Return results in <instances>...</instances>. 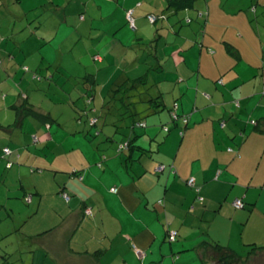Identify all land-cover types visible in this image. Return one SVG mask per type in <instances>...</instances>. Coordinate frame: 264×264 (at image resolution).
<instances>
[{"label": "crops", "instance_id": "1", "mask_svg": "<svg viewBox=\"0 0 264 264\" xmlns=\"http://www.w3.org/2000/svg\"><path fill=\"white\" fill-rule=\"evenodd\" d=\"M145 1L0 0V181L9 182L7 203L20 197L32 204L17 212L27 214L21 226L0 230V264H205L215 242L236 251L264 245V22H230L264 0H189L178 9L159 0L156 12L166 18L153 30L139 11ZM4 18L19 22L17 29ZM31 38L47 50L27 46ZM72 55L76 61L68 62ZM151 66L163 106L135 98L132 125L145 123L143 132L136 124V134L114 143V124L107 147L94 140L103 131L86 132L85 119L61 121L32 99L34 91L49 98L78 89L92 105L99 91L103 107L116 81ZM88 74L92 87L81 81ZM93 87L90 100L84 91ZM25 99L51 118L18 120ZM131 134L139 147L120 149ZM3 147L12 149L10 167ZM4 201L11 218L16 212ZM171 230L179 232L174 241Z\"/></svg>", "mask_w": 264, "mask_h": 264}, {"label": "rangeland", "instance_id": "2", "mask_svg": "<svg viewBox=\"0 0 264 264\" xmlns=\"http://www.w3.org/2000/svg\"><path fill=\"white\" fill-rule=\"evenodd\" d=\"M251 0H242L240 2H242V6H246L247 3H249ZM230 2V1H229ZM141 10L139 11H143L144 12V16H145V21L147 22V29L149 30H153L151 29L153 26L158 25L160 22H164V20H158L156 23H150V21L147 19V15L148 14H158L157 9L158 7L160 8L161 5L159 4V0H154V2H151L150 5V0H146L144 5L141 6ZM164 7H167V2H165ZM248 7V5H247ZM157 8V9H155ZM138 13H136L137 15ZM160 14V13H159ZM83 17V16H82ZM172 17V16H171ZM233 18V19H232ZM232 18L230 19V22H243V19L250 21V22H264V7L263 8H258L257 10L255 9L254 5H251L248 7V9L246 10L245 14L240 15L239 17L233 15ZM6 25L4 26H10L13 29H17V27L19 26V22L17 23H10L8 22V20H6L4 18ZM195 22V20H194ZM201 22H204V20H202ZM129 24V23H128ZM14 25H16L14 27ZM130 26V25H129ZM153 35V34H152ZM152 35L151 32L150 34H146V37L149 39H152ZM25 44V43H24ZM47 44H43L41 45V43H38L36 39H29L26 42L27 46H33V50L38 49L41 52H44L47 50ZM73 48L75 47V45H73ZM72 53V50H71ZM74 54V53H72ZM15 61V60H14ZM68 62H72V61H76V58L72 55L71 58L67 59ZM8 62V61H7ZM11 62H8L7 66H10ZM26 89V87L24 88ZM78 90V89H77ZM77 90H71V93L67 94L66 92L61 93L60 90L59 92H53L51 91L49 94V98L45 97V95H43V93L41 92H35L34 91V95L32 96L34 103L38 104L39 107H43L44 109H46L47 111H51L53 112L54 115H57V117L60 118V120L62 121H69V119L71 117H75V119L77 118V120H79L81 118L85 119L86 123H83L85 128H86V132H88L90 129H93L92 134L97 132L98 130L103 131V138L101 139V137L96 136L94 138V140H96V144H101L104 147H107L108 144H111V142H107L106 138L107 136H112L110 134L113 133L114 127H116V132L114 133V139L115 142H120L122 141L124 138L127 139L130 135V132L133 131L132 129V123H133V118L130 116H126L121 115L122 109H120L121 107H119L117 105V102H113L110 101L107 106L104 105L102 107V101H101V92L99 93V91H96V100L95 102L90 105H86L85 101H84V96H81V92H77ZM17 92V90H15ZM69 91V90H66ZM106 94H108V92H104ZM66 96L73 98L74 100L72 101L71 99H68ZM106 96V95H105ZM17 97H15L16 101ZM52 100L55 101H64V102H60V103H55ZM71 102V103H70ZM86 107V108H85ZM95 107L96 109H98V112H95ZM119 107V108H118ZM49 109V110H48ZM89 110V111H88ZM94 110V112H93ZM92 117L97 118L98 122L96 125H90L89 121L91 122L90 119H92ZM71 120V119H70ZM76 120V121H77ZM65 126H72L69 122L65 123ZM64 126V127H65ZM136 133L140 135V133L143 132V128L139 127V125H136ZM98 137V138H97ZM102 141V143H100ZM32 146V145H31ZM4 181V180H1ZM0 181V200L1 201H5L7 204V207L9 209L13 208L14 211L16 213H12L11 214V218L10 217H6L7 213L6 211L0 207V219H2L3 222L0 223L1 225V231L3 232L4 230H9V228L7 226H21V224L26 220V216L27 214L23 213V215H19L17 214V212H19V210H24L26 211V209H30L32 208V204H28L24 199L22 198H18V200H16V198L13 199V202L10 200L9 203H7V195H8V191L7 189H10L9 186V182H1ZM11 187L13 189V191H17L15 184H11ZM20 195V194H18ZM22 196V193L21 195ZM29 207V208H28ZM211 230L212 232L217 228L218 226V222L217 221H212L211 222ZM16 232V231H15ZM254 232H246V237L247 239L251 240V237L253 236ZM212 236H215L214 233L210 234ZM15 240V237L12 239ZM238 241H236L234 243V245H236ZM13 242V245H15ZM239 246V245H238ZM238 246H236V248H238ZM16 248L18 249V247H11V249ZM235 248V249H236ZM240 253H245L246 249H242V250H237ZM14 252V249H13ZM0 253H2V251L0 250ZM3 254V253H2ZM24 255H27V253H23ZM13 256H15L16 258L18 257V254H16V252H14ZM19 260V259H18ZM211 264V263H209Z\"/></svg>", "mask_w": 264, "mask_h": 264}, {"label": "trees", "instance_id": "3", "mask_svg": "<svg viewBox=\"0 0 264 264\" xmlns=\"http://www.w3.org/2000/svg\"><path fill=\"white\" fill-rule=\"evenodd\" d=\"M170 1L176 7V9H178L180 7H184V6L189 4V2H188L189 0H170ZM169 5H170V2H169ZM157 15H163V14L161 13V14H157ZM164 16L166 18V14H164ZM161 19H164V18H160L159 20H161ZM26 69H28V68H26ZM157 69H158L157 67L151 66L149 69V72L144 74L141 77L133 78V79L132 78H125L122 81H116L115 85L113 84L111 86L112 89L110 88V90L108 91L105 105L107 106V104L110 101H112V103L117 102V105L119 107H121L120 109H122L121 115L125 114L127 116L136 118V116H138V112L136 111L134 99L139 98L140 101H142V100L150 97L149 101H147V102H149V104L153 108L159 110V108L161 106H163V101L161 99V96H159V94L155 95L153 93L154 87L151 84V81L149 80L150 73H152V71L157 70ZM81 79H82L81 81L88 83L91 87L96 84L94 74H88L86 76H83ZM95 90H96V87L89 88L88 90L84 91V93H86L90 98V97L94 96ZM90 100H91V98H90ZM174 111L175 110L173 108L170 111L172 120H175L179 117V114L177 112H176V114H174ZM17 115L19 117L18 120H21L22 117L31 116L35 119H40V120H43L45 122L46 119L51 118L49 114H44V113H41L39 110H37L33 106V104L30 103L27 99H25V102L23 104L19 105V107L17 109ZM188 117L189 116H184L183 117L184 121H187ZM95 121H96V118L91 119V124L95 123ZM136 124H138L139 126H143V127L145 126V123L140 122L138 120H135V123L132 125V129H133L132 133H135L134 126ZM164 129L166 131L169 130L167 127H164ZM181 133H184V130H182ZM134 136L135 135L131 134V138L128 141H126L125 143H123L121 145L120 149L125 148V147L138 146V145H135V143L133 142ZM134 138H137V135ZM4 148H9V147H3L2 148V156H6V157H4V159H6L7 162L9 161L7 163V167H10L12 161H10L8 159V156H10L12 154V149L9 148L11 150V152L9 154H7L4 152ZM159 167L160 166H158L157 169H159ZM191 178L192 177H190L187 180V183L189 184V186L194 187V188H196L197 191H199V187L196 185V181L194 182V184L189 183V180ZM61 194L63 195V197L65 199H67V200L70 199L69 194L67 192H65L64 190L61 191ZM67 196H68V198H67ZM199 198H200V200L204 199L203 196H199ZM242 202L244 205H243V207H240V208L245 207V202L243 200H242ZM178 235H179V232H178L177 236L175 237V239L178 237ZM169 239H170V234H169ZM174 240L170 239V241H174ZM209 247H211V248H209L206 252L207 254H206V258H205V264H209V263H211V264H264V245H261V244L260 245L249 244L245 253H240V252H238V251H236V250H234L228 246L220 244L218 242L211 244V246H209Z\"/></svg>", "mask_w": 264, "mask_h": 264}, {"label": "built area", "instance_id": "4", "mask_svg": "<svg viewBox=\"0 0 264 264\" xmlns=\"http://www.w3.org/2000/svg\"><path fill=\"white\" fill-rule=\"evenodd\" d=\"M127 18H128V21H129V24H130V26L131 27H134L135 26V16H134V14H133V10L132 9H130V10H128L127 11ZM160 18H165V16L164 15H157V14H149L148 15V20L151 22V23H155V22H157ZM177 107V106H176ZM175 111H174V114H176V109H174ZM176 116V115H175ZM4 152L5 153H7V154H9L10 152H11V150L9 149V148H4ZM159 169H161V166L159 167ZM194 182H195V180H194V178H191L190 180H189V183L190 184H194ZM113 191H116L117 189L116 188H113L112 189ZM67 198H68V196H67ZM234 205L236 206V207H243V202H242V200L241 199H236L235 201H234ZM89 211V210H88ZM177 234H178V231L177 230H171L170 231V239L171 240H174L175 239V237L177 236ZM136 251V253H137V255L140 257V258H143L144 256H145V252L143 251V250H141V249H136L135 250Z\"/></svg>", "mask_w": 264, "mask_h": 264}, {"label": "bare ground", "instance_id": "5", "mask_svg": "<svg viewBox=\"0 0 264 264\" xmlns=\"http://www.w3.org/2000/svg\"><path fill=\"white\" fill-rule=\"evenodd\" d=\"M207 244V243H206Z\"/></svg>", "mask_w": 264, "mask_h": 264}]
</instances>
